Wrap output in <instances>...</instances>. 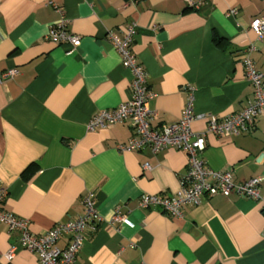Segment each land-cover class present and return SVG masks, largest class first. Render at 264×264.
<instances>
[{
	"label": "crops",
	"instance_id": "1",
	"mask_svg": "<svg viewBox=\"0 0 264 264\" xmlns=\"http://www.w3.org/2000/svg\"><path fill=\"white\" fill-rule=\"evenodd\" d=\"M258 16L264 0H202L197 9L183 0H1L0 75L17 71L0 78L3 208L28 218L40 233L80 215L83 195L94 193L101 221L95 231L85 230L74 264H264V118L250 133L207 135L202 154L207 167L232 169L239 182L260 177V199L202 197L181 216L138 202L142 194L168 197L180 189L185 152H123L117 147L132 136L127 124L87 129L95 112L129 97L130 70L107 33L120 35L131 22L137 25L132 51L155 94V124L181 117L187 86L198 114L241 111L253 94L242 65L250 44L264 73V38L257 40L250 28ZM63 18L80 38L74 48L44 37ZM192 128L201 131L204 120ZM116 213L127 222L112 221ZM9 250L12 260L0 264H38L18 234L0 223V252Z\"/></svg>",
	"mask_w": 264,
	"mask_h": 264
},
{
	"label": "built area",
	"instance_id": "2",
	"mask_svg": "<svg viewBox=\"0 0 264 264\" xmlns=\"http://www.w3.org/2000/svg\"><path fill=\"white\" fill-rule=\"evenodd\" d=\"M183 2L190 7H198L202 0ZM229 13L235 14V10H230ZM136 26L135 22H131L120 35L113 31L107 33L123 66L130 70L132 78L129 83V97L114 108L95 112L87 123V129L94 131L115 123H123L129 126L132 136L128 142L118 145L120 151L138 152L148 148L152 153H156L166 148H175L186 153L188 165L180 189L168 197L142 194L138 202L139 207H160L166 214L181 216L184 206L199 204L202 197L220 195L227 198L237 195L259 200L260 177L239 182L235 179L232 169H211L207 167L202 157L207 135L225 137L250 133L255 129L256 121L264 118V73L256 68L251 58L255 46L250 44L242 56L245 79L252 86L253 94L247 106L241 111L225 117L198 114L193 109L192 88L187 86L189 96L181 117L170 124H155L158 112L150 108V101L155 94L147 84V72L143 64L131 48ZM250 28L257 40L264 38V16L253 18L250 21ZM44 37L55 44L70 43L73 48L80 41L77 35L67 30V21L64 18L51 26ZM15 74H17L15 69H9L3 72L0 78L8 79ZM198 119L204 120V128L201 131H194L192 123ZM143 168L149 169L150 166L145 163ZM6 196L7 189L0 185V223L6 225L9 232L18 234L20 247L34 253L38 264H74L85 242V230L89 227L95 231L101 221L96 208V197L94 193L88 192L81 199L83 212L80 215L65 223L55 224L43 232L34 233L28 218L19 217L3 208ZM112 221L127 222L126 218L118 213L114 214ZM64 237L65 245L59 247L58 242ZM2 258L10 262L13 250L5 254L0 252V259Z\"/></svg>",
	"mask_w": 264,
	"mask_h": 264
},
{
	"label": "trees",
	"instance_id": "3",
	"mask_svg": "<svg viewBox=\"0 0 264 264\" xmlns=\"http://www.w3.org/2000/svg\"><path fill=\"white\" fill-rule=\"evenodd\" d=\"M188 8H191V9H197V7H190V6H187ZM214 40L216 41V43H220V42H222V39L221 38H219V37H216L215 35H214Z\"/></svg>",
	"mask_w": 264,
	"mask_h": 264
}]
</instances>
